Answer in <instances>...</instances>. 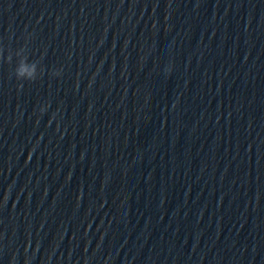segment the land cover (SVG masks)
<instances>
[{"label":"water","instance_id":"1","mask_svg":"<svg viewBox=\"0 0 264 264\" xmlns=\"http://www.w3.org/2000/svg\"><path fill=\"white\" fill-rule=\"evenodd\" d=\"M0 49V264H264V0H0Z\"/></svg>","mask_w":264,"mask_h":264},{"label":"clouds","instance_id":"2","mask_svg":"<svg viewBox=\"0 0 264 264\" xmlns=\"http://www.w3.org/2000/svg\"><path fill=\"white\" fill-rule=\"evenodd\" d=\"M17 57L16 67L14 69V75L18 81L34 82L38 76L43 74V69L39 67L38 60H29L27 45L20 47L15 51ZM0 58H3V50L0 49ZM13 55L7 56V62L11 63ZM42 69V70H41ZM55 75H59V72H55ZM22 89L23 84L18 86Z\"/></svg>","mask_w":264,"mask_h":264}]
</instances>
